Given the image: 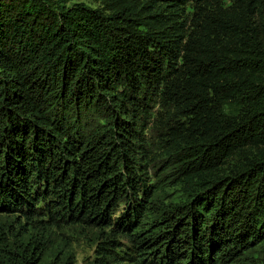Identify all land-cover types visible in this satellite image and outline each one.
<instances>
[{
    "label": "trees",
    "instance_id": "16d2710c",
    "mask_svg": "<svg viewBox=\"0 0 264 264\" xmlns=\"http://www.w3.org/2000/svg\"><path fill=\"white\" fill-rule=\"evenodd\" d=\"M81 1L0 0V210L109 230L95 264H264V0Z\"/></svg>",
    "mask_w": 264,
    "mask_h": 264
},
{
    "label": "rangeland",
    "instance_id": "374dc122",
    "mask_svg": "<svg viewBox=\"0 0 264 264\" xmlns=\"http://www.w3.org/2000/svg\"><path fill=\"white\" fill-rule=\"evenodd\" d=\"M81 2L90 6L98 5L89 0ZM149 146L155 158L161 160L156 133H149ZM109 232L80 224L42 226L39 219L27 220L18 214L0 210V233L5 237L0 249L18 252L31 242H44V254L40 264H95L98 247L106 240ZM1 254L2 250L0 262L3 260ZM109 263L134 264L122 258L112 259Z\"/></svg>",
    "mask_w": 264,
    "mask_h": 264
}]
</instances>
